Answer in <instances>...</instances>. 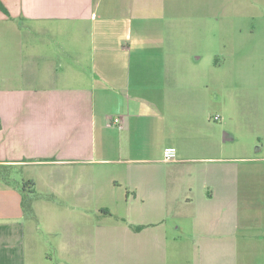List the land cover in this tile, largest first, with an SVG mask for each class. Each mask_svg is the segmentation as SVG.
I'll return each instance as SVG.
<instances>
[{"label":"crops","instance_id":"crops-1","mask_svg":"<svg viewBox=\"0 0 264 264\" xmlns=\"http://www.w3.org/2000/svg\"><path fill=\"white\" fill-rule=\"evenodd\" d=\"M0 1V264H264V204H228L223 168L199 176L213 186L201 205L144 188L173 189L178 165L211 150L198 116L228 69L260 68L264 0ZM253 162L264 196V155Z\"/></svg>","mask_w":264,"mask_h":264},{"label":"rangeland","instance_id":"rangeland-1","mask_svg":"<svg viewBox=\"0 0 264 264\" xmlns=\"http://www.w3.org/2000/svg\"><path fill=\"white\" fill-rule=\"evenodd\" d=\"M228 40L229 47L231 46L230 38ZM189 44L188 36H183V33H180L176 38V47L179 53L185 50ZM203 55L201 64H205L208 60L207 52ZM243 55H246V53H243ZM226 57H230L229 49L226 50ZM259 57L263 59V62L257 61L260 66L259 69L253 68L252 70L248 65L246 69L242 70L244 75L241 76H236L234 69H228L225 85L216 86L215 88L211 86L209 103L208 105L205 104V109L201 108V113L198 116V118L200 117L201 129L198 128L195 133V140L207 141V135L210 136L211 150H199L193 155L189 154V156H194L197 159L178 165L176 168L178 180L173 189L168 185V182L162 179H148V181L146 179L145 189L156 187L157 190H160L162 187L165 188L164 184H166L168 191L170 193L173 191V198L175 197L172 201L169 200V203L173 206L188 207L186 203L190 200L192 201L191 205H201L204 203V195L208 190H213V186H204V182L199 181V176L203 173L204 168L208 166L212 168L221 167L226 173L221 190L227 192V194L234 193L231 195L232 197L227 198L228 204L240 205L244 209L264 204V196L259 192L261 187L257 185V182L251 176V168L256 164L253 162L254 157L264 155V150L261 148H264V68L261 67L264 65V46ZM184 71L182 68L179 69L180 73ZM252 81L255 84H252ZM185 83L187 84V81ZM213 93H217L218 102L214 99ZM219 115L222 117L221 120L215 121L213 117ZM198 118H196V124ZM181 124L183 123L181 122ZM180 128L182 133H186L190 132L193 126L182 125ZM227 133L232 134L233 138L225 139ZM257 150H259V153L256 152ZM189 153L191 152L189 151ZM145 164L148 175L161 173L163 172L162 169H168V165L165 163L154 165L148 162ZM27 170L36 177L43 173L40 168L32 166H29ZM24 171L22 169L18 170L13 172V175H17L16 178L21 180ZM127 195L132 196L125 188L117 191V194H115L117 204L125 205ZM110 197L109 195L105 199V204L111 203L109 201ZM36 198L45 201L40 195ZM131 200L129 199V201ZM45 216V213L39 215L41 219ZM45 218L47 221V216Z\"/></svg>","mask_w":264,"mask_h":264},{"label":"built area","instance_id":"built-area-1","mask_svg":"<svg viewBox=\"0 0 264 264\" xmlns=\"http://www.w3.org/2000/svg\"><path fill=\"white\" fill-rule=\"evenodd\" d=\"M215 121H218L220 119V116H214L213 118ZM118 119H113L112 123L116 124L118 123ZM162 158L166 162H173L177 159V151L176 148L173 146L165 147L163 150Z\"/></svg>","mask_w":264,"mask_h":264},{"label":"trees","instance_id":"trees-1","mask_svg":"<svg viewBox=\"0 0 264 264\" xmlns=\"http://www.w3.org/2000/svg\"><path fill=\"white\" fill-rule=\"evenodd\" d=\"M0 9L3 10L4 12L6 11V9L4 8L3 4L1 3V1H0ZM0 176L2 178H5L6 179L5 166H0Z\"/></svg>","mask_w":264,"mask_h":264}]
</instances>
